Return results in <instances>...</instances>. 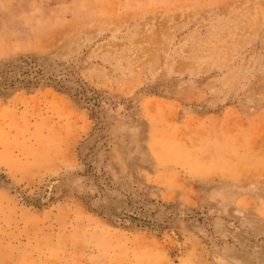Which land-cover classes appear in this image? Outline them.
I'll list each match as a JSON object with an SVG mask.
<instances>
[{
  "label": "rangeland",
  "instance_id": "obj_1",
  "mask_svg": "<svg viewBox=\"0 0 264 264\" xmlns=\"http://www.w3.org/2000/svg\"><path fill=\"white\" fill-rule=\"evenodd\" d=\"M0 264H264V0H0Z\"/></svg>",
  "mask_w": 264,
  "mask_h": 264
}]
</instances>
